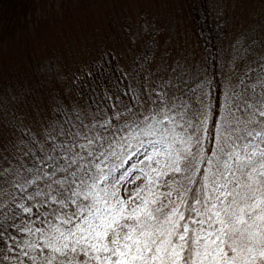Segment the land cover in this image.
<instances>
[{
    "label": "snow or ice",
    "instance_id": "6c2138e0",
    "mask_svg": "<svg viewBox=\"0 0 264 264\" xmlns=\"http://www.w3.org/2000/svg\"><path fill=\"white\" fill-rule=\"evenodd\" d=\"M259 3L212 71L145 24L0 100V264H264Z\"/></svg>",
    "mask_w": 264,
    "mask_h": 264
},
{
    "label": "trees",
    "instance_id": "16d2710c",
    "mask_svg": "<svg viewBox=\"0 0 264 264\" xmlns=\"http://www.w3.org/2000/svg\"><path fill=\"white\" fill-rule=\"evenodd\" d=\"M123 3L122 5L116 0H0V100H4L6 96L22 95L27 107V103L38 92L43 91L46 94L44 82L41 80V69L44 59L51 55L48 36L56 34L57 37H62L66 30L64 26L74 20V15L99 4L100 9L106 12L109 34L119 33L120 29L123 30L132 21L129 6L125 7L126 3ZM179 6L180 10L182 7L186 11L183 17L190 24L188 33L200 45L202 58H207L209 71L214 70L221 61L224 50L230 49V26L222 23L225 21L219 18L220 15L213 8L211 0H180ZM174 14L172 12L168 17L173 18ZM248 25L244 26V32L248 31L245 29ZM255 25L257 24L254 23ZM166 27L163 26L162 34L157 35L158 39L166 35ZM95 34L94 31L88 35L91 39ZM105 43L106 40H100V45L89 43L85 48L87 50L81 52V60L77 56L71 58L70 61L75 64L70 66V71L107 48ZM159 44L161 50V41ZM113 50L119 52L118 48Z\"/></svg>",
    "mask_w": 264,
    "mask_h": 264
},
{
    "label": "rangeland",
    "instance_id": "374dc122",
    "mask_svg": "<svg viewBox=\"0 0 264 264\" xmlns=\"http://www.w3.org/2000/svg\"><path fill=\"white\" fill-rule=\"evenodd\" d=\"M116 1L122 5L125 2V7L129 6V12L132 13V21L123 30L120 29L119 33L109 34L108 25H106L108 22L106 20V12L102 11V8L100 9L99 4L96 6L93 5L88 11L86 10L74 15V20H70L64 26L66 30L62 37H57L58 35L56 34L48 36V46H51L49 48V54L51 55L49 58L46 57L44 59L43 68L41 69L43 74L41 80L44 82L46 93L55 87L53 83L54 72L61 70L70 73V66L75 64L74 61H70L71 58L77 56L81 60L83 58L81 52L87 50L85 48L89 46V43L100 45V40H106L105 46L107 48H118L119 52H123L125 46L124 30L131 29L132 31H139L145 24L155 29L152 35L158 42L161 41V50L168 49L173 55L188 56L189 59H203L200 45L196 44L195 39L188 33L190 24L183 17L186 15V11L182 7L181 10L179 8L180 0ZM211 3L213 8L216 9V13L220 15L219 18L224 19L225 22L222 23L225 26H230L228 27L230 32L229 44H231L235 36L244 32L243 28L245 25L249 24L245 27L247 31L251 29L250 27L254 26V23L258 24L259 22L262 11L259 0H211ZM172 12L175 13L173 18L168 17ZM253 12L256 13L255 16ZM176 14H182V16L180 17ZM163 26H167V33L158 39L159 36L157 35L162 34ZM94 31L96 34L92 35L93 38L90 39L88 34ZM50 68L52 72L48 71ZM42 93L43 91L38 92V95L27 104L30 105L34 101H37V97L40 100ZM20 98L24 99L25 97L20 95Z\"/></svg>",
    "mask_w": 264,
    "mask_h": 264
}]
</instances>
